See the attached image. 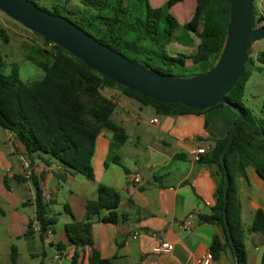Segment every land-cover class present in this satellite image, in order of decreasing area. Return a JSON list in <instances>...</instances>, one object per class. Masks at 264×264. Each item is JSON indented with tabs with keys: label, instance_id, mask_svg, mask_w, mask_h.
<instances>
[{
	"label": "crops",
	"instance_id": "0c3cea01",
	"mask_svg": "<svg viewBox=\"0 0 264 264\" xmlns=\"http://www.w3.org/2000/svg\"><path fill=\"white\" fill-rule=\"evenodd\" d=\"M168 1L149 0V4L161 8ZM183 1L169 9L179 14ZM195 10L196 0L186 21ZM104 93L117 100L113 114L117 121L112 119L128 137L120 143L111 130H102L92 158L93 179L75 173L47 154H28L24 144L0 126V264H71L76 251L80 253L79 264H90L92 248L73 245L65 225L73 218L84 220L86 202L97 197L100 183L120 192L118 210L128 214V219L119 223L104 222L103 214L93 221L94 248L114 264H203L215 236L226 242L222 226L202 221L201 214L212 212L222 178L218 166L206 158L215 141L225 138L232 129L237 113L223 105L200 114H161L117 88ZM199 148L206 152L197 160ZM21 157L31 163V177L26 176ZM137 174L141 176L138 183L134 181ZM33 179L42 189L49 214L59 218L44 235L36 224ZM235 184L248 264H261L264 234L250 228L255 213L264 211V181L253 167H248L247 178L235 175ZM201 205L208 212H203ZM187 220L191 225L184 228ZM30 225L33 233L28 235ZM134 231L140 232L137 238L131 236ZM161 240L173 244L171 253L153 252ZM209 264L236 261L226 248Z\"/></svg>",
	"mask_w": 264,
	"mask_h": 264
},
{
	"label": "trees",
	"instance_id": "16d2710c",
	"mask_svg": "<svg viewBox=\"0 0 264 264\" xmlns=\"http://www.w3.org/2000/svg\"><path fill=\"white\" fill-rule=\"evenodd\" d=\"M71 1L65 0L64 4L54 5V11L49 12L63 16ZM180 1L169 0L167 9ZM231 1L196 0L194 15L181 28L172 13L164 7H151L149 0H82L83 7L71 11L73 19L66 18L131 62L154 71L173 75L175 68L188 70L187 61L191 60L193 76L209 70L220 57L230 23ZM255 14L258 16L256 5ZM33 33L40 40L26 47V60L40 67L44 76L40 80L24 81L18 66L10 74H5L4 60L0 54V126L14 134L24 144L28 154H47L88 179L94 178L92 158L102 130H111L114 139L120 143H124L128 137L125 130L112 119L117 109V100L107 96L104 90L117 88L124 95L144 105H151L161 114H200L225 105L219 103L210 109L198 110L182 103L158 102L118 84L63 47ZM174 42L177 51L170 54L169 45ZM179 45L187 47L186 52L179 51ZM249 51L252 53V49ZM257 62L260 64L256 65ZM263 70L264 51H261L255 58L249 59L242 77L226 96L243 111V119L226 153L230 173L227 204L229 233L223 214L225 170L221 163V153L232 129L225 138L215 141L206 158V161L218 166L222 178L212 212L201 214V219L222 226L226 237L223 243L219 236H215L210 252L217 259L222 251L229 248L236 264H248V252L235 175L247 178V168L253 167L264 181V107L261 114H257L243 102L248 80L254 71ZM33 183L36 188V219L41 235H44L50 226L58 223L59 218L49 214L41 187L34 179ZM120 202L121 194L118 190L100 183L97 197L86 202L84 220L73 218V221L65 225L73 245L77 248H92L90 264H114L112 259L103 258L94 248L93 221L100 214H103L104 222L126 221L128 214L118 210ZM67 209L71 212L69 206ZM250 229L264 234L262 209L255 213ZM32 233L30 225L28 235ZM79 263L80 253L76 251L71 264ZM261 264H264V253Z\"/></svg>",
	"mask_w": 264,
	"mask_h": 264
},
{
	"label": "water",
	"instance_id": "95a60500",
	"mask_svg": "<svg viewBox=\"0 0 264 264\" xmlns=\"http://www.w3.org/2000/svg\"><path fill=\"white\" fill-rule=\"evenodd\" d=\"M257 0H232L230 23L222 53L207 71L190 77L164 74L133 63L102 44L80 26L62 15L52 14L31 0H0V11L27 29L63 47L89 67L129 89L162 103H182L207 110L222 103L238 113L221 153L225 170L223 214L226 229L230 173L226 153L243 119V111L226 96L242 77L255 45L264 40V16L255 14ZM203 212H208L201 205Z\"/></svg>",
	"mask_w": 264,
	"mask_h": 264
},
{
	"label": "rangeland",
	"instance_id": "374dc122",
	"mask_svg": "<svg viewBox=\"0 0 264 264\" xmlns=\"http://www.w3.org/2000/svg\"><path fill=\"white\" fill-rule=\"evenodd\" d=\"M39 7L45 8L48 11H54V5L64 4L65 0H31ZM181 4L180 13L177 14L176 9H167L178 20L180 28L186 24L188 18L187 14L194 9V0H184ZM258 16H264V0H257L255 2ZM82 0H72L63 12L64 17L73 19L71 11L77 8H82ZM175 10V11H174ZM40 38L32 31L24 27L21 23L9 18L0 11V54L4 60L3 71L5 74H10L15 66H18L20 77L24 81H36L42 79L44 71L31 61L26 60L27 46L38 41ZM177 44L171 43L169 45V53L173 54L176 50ZM179 51L186 52L188 49L185 46L179 45ZM264 51V40L252 48V57H256L258 53ZM260 63H256L259 65ZM188 70L182 71L180 68H175L173 75L181 77H190L193 74V66L191 60L187 61ZM198 74V73H197ZM245 105L254 110L255 113L261 114V109L264 107V70L262 72L254 71L247 89V101L243 100ZM117 121V117L113 116Z\"/></svg>",
	"mask_w": 264,
	"mask_h": 264
},
{
	"label": "built area",
	"instance_id": "2783aa9c",
	"mask_svg": "<svg viewBox=\"0 0 264 264\" xmlns=\"http://www.w3.org/2000/svg\"><path fill=\"white\" fill-rule=\"evenodd\" d=\"M156 121V120H155ZM206 151L204 148H199L197 150V156H196V159L199 160L200 159V155L201 154H204ZM21 160H22V163H23V166L25 167L26 169V176L27 177H31L32 175V171H31V163L29 162V160L25 157H21ZM134 181L136 183L140 182L141 181V176L139 174H137L136 176H134ZM36 224H39L38 221H36ZM35 224V225H36ZM191 225V222L190 220H187L185 223H184V228H189ZM34 227V226H33ZM140 235V232L139 231H134L132 232L131 236L133 238H137L138 236ZM173 251V244L169 241H166V240H161L158 244H156L153 248V252L154 253H157V254H168V253H171ZM59 257V256H58ZM213 259V255L211 252H209L205 258H204V262L203 264H209Z\"/></svg>",
	"mask_w": 264,
	"mask_h": 264
}]
</instances>
